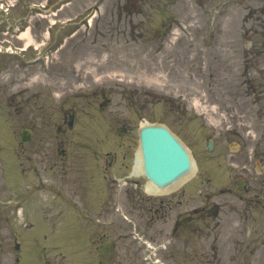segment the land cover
<instances>
[{
    "label": "rangeland",
    "instance_id": "374dc122",
    "mask_svg": "<svg viewBox=\"0 0 264 264\" xmlns=\"http://www.w3.org/2000/svg\"><path fill=\"white\" fill-rule=\"evenodd\" d=\"M31 3L47 6L43 13L24 11ZM0 4L10 8L0 21L28 17L21 38L31 48L43 44L45 56L43 68L13 74L11 67L0 75V158L12 149L23 175L12 166L10 175L20 181L5 177L0 186V201L12 200L9 222L0 216V245L8 253L14 256L20 241L23 264H90V249L102 244L104 264H151L145 242L171 240L157 251L161 262L210 264L218 235L241 241L248 223L256 227L251 219L259 224L260 209L236 196L231 151L235 127L244 139L253 129L260 133L258 97L236 106L234 95H249L264 80V0ZM242 4L261 8L243 22ZM30 53L12 61L21 65ZM147 124L165 125L180 138L196 165L194 181L170 193H146L148 182L133 171L139 130ZM26 128L34 135L22 146ZM215 203L218 216L184 222L183 211L205 204L215 212ZM96 220L102 224L89 231L86 222ZM223 256L228 261L229 250Z\"/></svg>",
    "mask_w": 264,
    "mask_h": 264
},
{
    "label": "water",
    "instance_id": "95a60500",
    "mask_svg": "<svg viewBox=\"0 0 264 264\" xmlns=\"http://www.w3.org/2000/svg\"><path fill=\"white\" fill-rule=\"evenodd\" d=\"M31 133L23 134L28 141ZM142 172L158 188H166L191 171V161L181 143L164 127L148 126L140 131Z\"/></svg>",
    "mask_w": 264,
    "mask_h": 264
},
{
    "label": "flooded vegetation",
    "instance_id": "af4514ba",
    "mask_svg": "<svg viewBox=\"0 0 264 264\" xmlns=\"http://www.w3.org/2000/svg\"><path fill=\"white\" fill-rule=\"evenodd\" d=\"M262 104H264L263 100ZM262 112L264 117V110ZM261 129L260 141L255 143L254 148L251 147L254 145L251 138L244 139L237 129L234 131L233 143L238 149L233 154V165L236 186L242 187L244 194H246L239 196L240 200L247 204H255V207L260 208L259 226L253 228L249 235L252 236V242H255L254 240L260 241L262 254L260 260H262L261 264H264V119H262ZM255 253L256 250L253 251V254Z\"/></svg>",
    "mask_w": 264,
    "mask_h": 264
},
{
    "label": "bare ground",
    "instance_id": "6f19581e",
    "mask_svg": "<svg viewBox=\"0 0 264 264\" xmlns=\"http://www.w3.org/2000/svg\"><path fill=\"white\" fill-rule=\"evenodd\" d=\"M22 36L26 37V36H27V31L24 32ZM27 45H28V44H27ZM93 73H95V71H94ZM101 79L104 80V78H101ZM101 79H100V80H101ZM151 79L156 80V78H154V77H152ZM194 101H195V102L193 103L194 107H198V105H199V100H198V101H197V100H194ZM141 164H142V162H141V156H140V153H139V154L137 155L136 164H135V166H134V172H135V173H139V172L141 171V166H142ZM192 175H193V173H192L190 176H188L186 179L190 178ZM186 179H184L183 181H185ZM183 181H182V182H183ZM147 191L150 192V193H163V192H165V191H167V190L159 191V190H157L155 187H153L152 185L149 184V185L147 186Z\"/></svg>",
    "mask_w": 264,
    "mask_h": 264
}]
</instances>
